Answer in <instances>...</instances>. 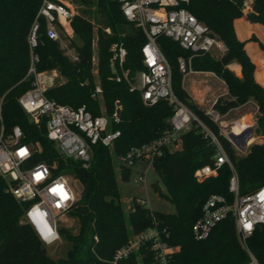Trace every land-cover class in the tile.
<instances>
[{"label":"trees","instance_id":"1","mask_svg":"<svg viewBox=\"0 0 264 264\" xmlns=\"http://www.w3.org/2000/svg\"><path fill=\"white\" fill-rule=\"evenodd\" d=\"M83 2L88 3L87 0ZM40 3L41 0H0V131L6 134L17 125L22 132L21 142L32 145L30 163L45 162L53 174L68 175L78 182L79 199L68 212L76 216L79 223L75 233L59 228L66 242L65 255L56 259L51 257L30 226L19 222L27 202L17 201L8 191L6 180L0 177V264H87L98 257L109 259L131 233L151 225V215L159 228L168 232L167 241L178 246L171 264H246L247 253L239 243L231 217L216 223L204 239L196 240L191 234V226L200 216L201 206L208 196L221 194L231 198L228 191L231 170L226 163L219 166L214 175L200 180L193 175L200 166H212L216 152L210 138L204 136L198 127L192 126L184 131L180 147L165 148L153 163L166 190L164 196L173 203L175 212L153 211L139 204L136 197L128 212L123 211L116 174L121 180H127L130 168L118 164L117 171H114L116 161L113 155L152 141L168 129L173 105L165 99L151 105L143 104L140 91H131L124 80L115 79L111 44L115 42L125 49L123 69L132 76L143 69L140 49L146 41L142 29L124 18L117 1L95 0L97 12L101 15V22L96 27L97 82L91 69L93 24L85 13L73 12L70 21L73 35L80 42L70 43L77 59L68 58L59 42L45 35L43 19H40L38 43L34 49L38 56L37 71L56 69L64 78L44 91L48 98L72 107L84 105L93 115L102 112L101 106L107 115L117 110L119 121L113 122L111 128L118 129L120 135L112 148L94 145L90 164L84 168L79 162L59 154L46 137L44 117L37 123L29 119L17 99L31 87L32 77L25 76L29 63L27 35ZM243 3L244 0H187L181 6L226 47L218 58L212 57L210 52H199L190 60L192 70L210 71L226 85L228 98L216 99L213 107L222 115L248 100L253 101L258 112L255 131L264 133V87L256 81L255 65L234 30V20L240 15ZM247 17L264 26V0H252ZM106 27L109 33L104 31ZM250 39L264 49L255 34H251ZM156 43L170 65L174 95L217 137L236 172L239 193L263 185L264 142L253 143L244 155H238L219 126L182 86L177 58H187L191 52L164 35H158ZM254 57L257 59L255 54ZM233 61L240 65V76L226 67ZM257 64L260 67V63ZM258 74L264 81L263 75ZM96 83L101 88L100 94L94 91ZM53 162H56L55 167H52ZM246 244L258 262L264 264V224L255 225ZM142 261L149 264V257L143 256ZM120 264L139 263L136 254H132Z\"/></svg>","mask_w":264,"mask_h":264},{"label":"built area","instance_id":"2","mask_svg":"<svg viewBox=\"0 0 264 264\" xmlns=\"http://www.w3.org/2000/svg\"><path fill=\"white\" fill-rule=\"evenodd\" d=\"M115 1L119 3L124 18L140 27L146 37L140 49L143 69L132 76L123 69L125 49L117 43L111 45L115 79L124 80L131 91H140L143 104L151 105L159 99H165L173 105V112L168 118L169 128L152 141L132 146L116 155L117 163L128 168L141 164L143 170L137 172L135 181L144 182L145 172L148 168H153L155 159L162 155L163 150L174 144L180 145L181 134L192 126L198 127L204 136L210 138L216 152L213 165L200 166L194 170L193 175L198 180L203 179L214 175L217 168L226 163L231 170L228 182L231 198L221 194L208 196L201 206L200 216L191 226V234L196 240L204 239L216 223L231 217L239 243L247 253L246 264H260L248 249L246 240L255 225L264 224V184L250 192L239 193L236 172L217 137L174 95L170 65L158 47L156 37L164 35L191 52L187 58H177L182 79L194 72L190 64L193 55L211 52L212 49L222 54L226 49L224 42L211 35L205 25L181 6L187 0ZM72 16L73 9L66 0H41L27 35L29 63L25 76L32 77L31 87L17 100L32 122L37 123L42 117L45 118L46 137L53 142L62 157L77 161L87 168L94 145L112 148L119 137L120 131L111 128L113 122L119 121V114L115 110L107 115L101 106L102 112L93 115L84 105L72 107L48 98L42 85V72L36 69L38 56L34 51L38 43L40 19L45 22V35L67 49L66 41L73 36L70 24ZM72 58L77 59V56L73 54ZM94 91L96 94L101 93L98 83ZM205 113L216 124L221 117L213 103ZM230 132L231 129H226L223 135L234 145L228 137ZM21 137L22 132L17 125L6 134L0 131V177L6 180L8 191L17 201L27 202L19 222L28 224L39 242L46 247L61 239L57 221L75 203L76 193L68 175L53 174L51 167L45 162L30 163L32 145L21 142ZM55 166L56 162H53L52 167ZM53 188L59 191H51ZM64 195L66 199L63 198ZM136 201L141 205L145 203L144 199L138 197ZM151 220V225L131 233L109 259L98 257L96 261L87 264H120L132 254H136L139 264H143L142 258L145 255L149 257V264H171V257L178 246L167 241L168 232L165 228H159L153 215ZM93 238L96 240V236Z\"/></svg>","mask_w":264,"mask_h":264},{"label":"rangeland","instance_id":"3","mask_svg":"<svg viewBox=\"0 0 264 264\" xmlns=\"http://www.w3.org/2000/svg\"><path fill=\"white\" fill-rule=\"evenodd\" d=\"M88 3L83 2V0H66L68 4L73 9L74 13L81 12L85 13L87 17H89L93 24V31H94V39L92 42V57H91V69H92V75L94 79L97 82V69H96V63H97V43H96V27L98 25V22H101V15L100 12H97V7L95 6V0H87ZM250 10V7H249ZM240 18V15L236 18ZM235 19V20H236ZM234 20V21H235ZM263 26L260 22L258 23ZM241 24H237L234 26L235 33L237 35V38L239 40H242L244 42V49L249 58L252 60V62L255 65V69L257 67L256 61L254 58V54L251 53V47L250 45H247L248 43L252 42L253 40L250 39L251 34H247L245 36V28L243 29L241 27ZM264 27V26H263ZM104 31L109 33V28H104ZM244 35V37L240 34ZM239 34V35H238ZM242 36V37H241ZM76 42L80 43L79 39L73 35L72 38L66 41V48L64 54L70 58H72V55L75 53L74 49L70 46V43ZM115 43V42H114ZM112 43L111 45H113ZM111 48V46H110ZM250 49V50H249ZM210 55L212 57H220L221 54L217 52L216 49H212L210 52ZM235 62V61H233ZM231 63V62H230ZM237 63V62H236ZM229 64V63H228ZM228 64L226 67L228 68ZM238 64V63H237ZM239 65V64H238ZM240 66V65H239ZM234 67V66H231ZM229 69V68H228ZM230 70V69H229ZM232 71V70H230ZM42 85L44 86L45 90L49 87H52L56 83H59L64 80L62 76L59 75V72L56 69H45L42 70ZM241 74V72H240ZM237 76V75H236ZM254 77L256 81L263 86V84L258 79L256 73L254 72ZM219 86L221 84H218ZM217 85V86H218ZM264 87V86H263ZM221 98L223 100H226L228 98V94H224L222 96L217 97L216 99ZM215 102V101H214ZM202 104L199 106L204 111H207V109L212 105L213 102L209 104V102L202 100ZM197 104V103H196ZM198 105V104H197ZM256 104L252 102L251 100H248L244 104L236 107L235 109H231L227 111L225 114H222L220 119L217 121V125L220 128V131L222 134H224L226 129H231L232 124L236 123L238 126L243 127L245 125H248L252 127V131L250 133H247L245 137L243 138L245 140V145L242 150L236 148L234 145L235 152L238 155H244L249 146L253 143H263L264 142V133L256 132V119L258 117L257 112V106ZM102 108V107H101ZM180 145H171L170 149H176L179 148ZM114 158V171H117L118 169V163L116 160V156L113 155ZM143 170V166L135 165L130 168V175L127 180H121L119 178V175L117 176V183H118V189L120 193V201L123 207L124 213H127L132 205V200L134 197L142 198L145 200L144 205L148 207L149 209L160 212V213H173L175 212V207L171 201H169L164 194L166 193V190L160 181L157 172L154 170V168H148L147 171L144 174V182L143 181H135V178L137 176V172ZM117 173V172H116ZM68 180L70 184L72 185L75 193H76V201L79 199V189L80 186L78 182L73 179L71 176H68ZM78 218L68 212L63 217H60L57 221V225L59 227H62L63 229L70 231L71 233H75L78 229ZM61 236V234H60ZM46 252L48 255H50L53 258L62 257L65 255L66 251V242L61 236V239L51 245H48L45 247Z\"/></svg>","mask_w":264,"mask_h":264},{"label":"crops","instance_id":"4","mask_svg":"<svg viewBox=\"0 0 264 264\" xmlns=\"http://www.w3.org/2000/svg\"><path fill=\"white\" fill-rule=\"evenodd\" d=\"M251 2L252 0H244V5L240 8V18L234 21V26H236L238 23L241 24V27L243 29L245 28V36H247L249 33L255 34L261 45L264 46V27L258 23L250 21V19L247 17ZM240 35L244 37L243 33ZM247 45H250L251 53H254L257 56V59L256 57L253 58L255 59L256 64L257 62L260 63V67H258L257 64L255 73H261L264 77V49L260 47V44L257 41H252ZM228 68L232 70L235 75L240 76V66L236 62L229 63ZM257 77L264 86L262 77ZM218 84L221 85L219 86ZM182 86L192 98V100L198 104V106L202 104V100H205L210 104L211 102L214 103L217 97L228 94L224 81L210 71H194L193 73L186 75L182 79ZM136 165L142 166L141 164Z\"/></svg>","mask_w":264,"mask_h":264},{"label":"water","instance_id":"5","mask_svg":"<svg viewBox=\"0 0 264 264\" xmlns=\"http://www.w3.org/2000/svg\"><path fill=\"white\" fill-rule=\"evenodd\" d=\"M251 131H252V127L248 126L245 128L244 134L246 135L247 133H250ZM228 137L238 149L242 150L244 148V145H245V140L243 139L244 135H237V134L230 132L228 134Z\"/></svg>","mask_w":264,"mask_h":264},{"label":"bare ground","instance_id":"6","mask_svg":"<svg viewBox=\"0 0 264 264\" xmlns=\"http://www.w3.org/2000/svg\"><path fill=\"white\" fill-rule=\"evenodd\" d=\"M201 98V97H200ZM249 126V124L248 125H245V126H243V127H240V126H238V124H232V126H231V131L234 133V134H237V135H244V137H245V134H244V131H245V128L246 127H248Z\"/></svg>","mask_w":264,"mask_h":264},{"label":"snow or ice","instance_id":"7","mask_svg":"<svg viewBox=\"0 0 264 264\" xmlns=\"http://www.w3.org/2000/svg\"><path fill=\"white\" fill-rule=\"evenodd\" d=\"M22 154H23V153H22ZM37 178H39V174H37ZM51 191H53V192H57V189H56V188H53V189H51ZM63 198H65V199H66V198H67V197H66V195H64V197H63Z\"/></svg>","mask_w":264,"mask_h":264},{"label":"clouds","instance_id":"8","mask_svg":"<svg viewBox=\"0 0 264 264\" xmlns=\"http://www.w3.org/2000/svg\"><path fill=\"white\" fill-rule=\"evenodd\" d=\"M57 191H59V190L57 189Z\"/></svg>","mask_w":264,"mask_h":264}]
</instances>
